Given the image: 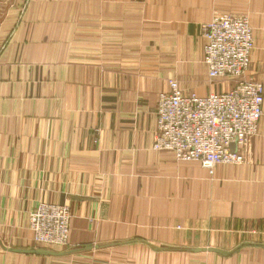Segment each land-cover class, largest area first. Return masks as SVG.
<instances>
[{
    "label": "crops",
    "instance_id": "crops-1",
    "mask_svg": "<svg viewBox=\"0 0 264 264\" xmlns=\"http://www.w3.org/2000/svg\"><path fill=\"white\" fill-rule=\"evenodd\" d=\"M215 14L248 16L264 84V0H0V264H264V114L212 174L154 148L170 79L234 86L204 62ZM41 202L69 205L67 246L34 242Z\"/></svg>",
    "mask_w": 264,
    "mask_h": 264
},
{
    "label": "built area",
    "instance_id": "built-area-1",
    "mask_svg": "<svg viewBox=\"0 0 264 264\" xmlns=\"http://www.w3.org/2000/svg\"><path fill=\"white\" fill-rule=\"evenodd\" d=\"M201 35L209 77L232 79L234 86L200 96L170 79L169 91L157 101L154 148L171 150L179 161L200 162L212 174L216 164L244 162L242 145L257 132L264 112V84L246 76L254 49L247 15L215 14L201 25ZM71 217L69 205L41 202L29 215L36 245H68Z\"/></svg>",
    "mask_w": 264,
    "mask_h": 264
},
{
    "label": "water",
    "instance_id": "water-1",
    "mask_svg": "<svg viewBox=\"0 0 264 264\" xmlns=\"http://www.w3.org/2000/svg\"><path fill=\"white\" fill-rule=\"evenodd\" d=\"M232 148L236 149V145L232 144ZM22 251L38 253V254H54V252H52V251H50L48 249H45V248H33V249H30V250H22Z\"/></svg>",
    "mask_w": 264,
    "mask_h": 264
},
{
    "label": "bare ground",
    "instance_id": "bare-ground-1",
    "mask_svg": "<svg viewBox=\"0 0 264 264\" xmlns=\"http://www.w3.org/2000/svg\"><path fill=\"white\" fill-rule=\"evenodd\" d=\"M169 82H170V80H169ZM263 114H264V112H263ZM262 116H263V115H262ZM261 118H262V117H261ZM260 121H261V120H260ZM259 124H260V123H259ZM258 129H259V126H258L257 130H255V131H257V132L253 133V135H255V134L258 133ZM253 135H251V136H253ZM251 136H250V137H251ZM250 137H249V138H250ZM249 138L247 139V141L249 140ZM247 141H246V142H247ZM246 142L244 143V145L246 144ZM244 145H242V147H243ZM162 150H166V149H162ZM244 157H245V156H244ZM196 162H197V161H196ZM220 164H228V163H220ZM230 164H231V163H230ZM217 165H219V164H216L215 167H216ZM232 165H237V164H232ZM215 167H214V169H215ZM214 169H213V172H214ZM207 170H208V169H207ZM208 171H209V170H208Z\"/></svg>",
    "mask_w": 264,
    "mask_h": 264
},
{
    "label": "rangeland",
    "instance_id": "rangeland-1",
    "mask_svg": "<svg viewBox=\"0 0 264 264\" xmlns=\"http://www.w3.org/2000/svg\"><path fill=\"white\" fill-rule=\"evenodd\" d=\"M175 79V78H174ZM177 80V79H176ZM178 81V80H177ZM179 82V81H178ZM260 125V124H259ZM258 131H259V129H258ZM30 215V214H29ZM67 246V245H66ZM37 247H39V246H37Z\"/></svg>",
    "mask_w": 264,
    "mask_h": 264
}]
</instances>
